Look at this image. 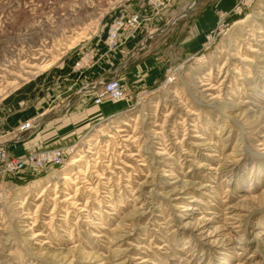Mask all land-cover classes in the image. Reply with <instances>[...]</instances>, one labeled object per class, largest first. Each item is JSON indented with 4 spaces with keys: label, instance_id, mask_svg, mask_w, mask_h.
<instances>
[{
    "label": "rangeland",
    "instance_id": "rangeland-1",
    "mask_svg": "<svg viewBox=\"0 0 264 264\" xmlns=\"http://www.w3.org/2000/svg\"><path fill=\"white\" fill-rule=\"evenodd\" d=\"M151 1L0 0V142L92 91L77 63ZM218 26L156 83L122 79L133 101L84 97L50 121L65 163L5 180L0 264H264V0Z\"/></svg>",
    "mask_w": 264,
    "mask_h": 264
},
{
    "label": "crops",
    "instance_id": "crops-1",
    "mask_svg": "<svg viewBox=\"0 0 264 264\" xmlns=\"http://www.w3.org/2000/svg\"><path fill=\"white\" fill-rule=\"evenodd\" d=\"M236 2L237 0H201L194 9L185 15L182 13L190 6L189 1L173 0L166 8L159 11H156L151 5L148 6L146 2L141 10L140 26L134 31H122L114 49L103 48L97 62L90 69L81 72L82 75L79 76L76 84L81 88L84 86L83 84L89 85L93 92L92 86H98L101 82L114 77H119L121 81L122 79L128 80L134 89L145 84L156 83L165 64H171L174 61L173 57L177 60L180 59L181 48L188 55L201 48L206 35L217 26L219 12L233 9ZM129 89L132 90L131 87ZM84 97H91L93 101L92 93L91 95L89 93L82 95L80 91H77L74 102L70 106H67L65 110L53 112L48 123L36 126L35 129L28 132L30 135L29 145H36V149L55 147L49 145L48 147L44 143V140L52 132L53 124L50 121L60 115L70 113L72 110L76 111L77 106L74 105L80 103ZM31 114L33 116L34 113ZM19 122H22V119L19 120L16 117L10 126ZM7 130L9 128L6 126L3 133H7ZM20 141L17 134L6 140H1L12 156L23 154L28 146L27 142L22 145Z\"/></svg>",
    "mask_w": 264,
    "mask_h": 264
},
{
    "label": "built area",
    "instance_id": "built-area-1",
    "mask_svg": "<svg viewBox=\"0 0 264 264\" xmlns=\"http://www.w3.org/2000/svg\"><path fill=\"white\" fill-rule=\"evenodd\" d=\"M169 0H152L151 5L154 8H162L166 6ZM141 24L139 16H131L127 20L115 21L109 31L108 46L109 49H114L117 46L119 35L122 31L137 29ZM221 27L209 32L206 35L204 47L213 42L218 31ZM95 56H85L83 60L76 65V69L79 71L87 70L92 67ZM167 81L173 82L175 76L173 71L169 70L167 75ZM102 86H92L93 92L88 91L93 95V103L95 105H102L105 102H111L113 104L133 101L136 97L131 95L122 85L119 77H114L108 81L102 82ZM138 98V97H137ZM139 103V102H138ZM36 128V125L32 123H26L20 127L17 132L18 137L26 132H30ZM66 149L63 147H53L46 149L30 148L19 156H12L5 146L4 142H0V202L5 195V180L9 176L21 174L25 172L34 173L42 172L49 167H61L66 160Z\"/></svg>",
    "mask_w": 264,
    "mask_h": 264
},
{
    "label": "water",
    "instance_id": "water-1",
    "mask_svg": "<svg viewBox=\"0 0 264 264\" xmlns=\"http://www.w3.org/2000/svg\"><path fill=\"white\" fill-rule=\"evenodd\" d=\"M199 2H200V0H195L194 3H193L190 7L186 8V9L184 10V12L182 13V15H185V14H187L188 12H190L192 9H194V8L197 6V4H198Z\"/></svg>",
    "mask_w": 264,
    "mask_h": 264
}]
</instances>
